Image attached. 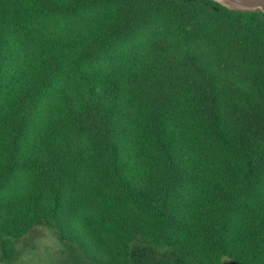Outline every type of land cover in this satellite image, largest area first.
<instances>
[{
    "label": "trees",
    "instance_id": "trees-1",
    "mask_svg": "<svg viewBox=\"0 0 264 264\" xmlns=\"http://www.w3.org/2000/svg\"><path fill=\"white\" fill-rule=\"evenodd\" d=\"M165 3L181 13L169 14L163 45L126 74L89 70L106 44L167 15ZM192 7L250 33L234 57L255 53L264 65L260 11L213 0H0V190L20 171L29 177L15 188L28 197L26 223L0 204L4 262L6 243L42 226L62 245L60 264H107L70 237L72 218L126 237L123 264H264V95L244 96L203 64L199 35L209 31Z\"/></svg>",
    "mask_w": 264,
    "mask_h": 264
},
{
    "label": "rangeland",
    "instance_id": "rangeland-1",
    "mask_svg": "<svg viewBox=\"0 0 264 264\" xmlns=\"http://www.w3.org/2000/svg\"><path fill=\"white\" fill-rule=\"evenodd\" d=\"M171 7L170 3L163 4V10L167 15L152 16L148 23L139 24L134 28L136 31L126 37L130 38L129 40L106 44L104 51L99 52L100 61H94L89 70L98 72L100 76L126 74L136 58L144 56L143 59L145 60L151 48L163 45V42L171 36L172 27L168 16L170 13L178 15L181 13V10H173ZM186 13L194 23H198V28L201 25H206L209 31L207 35L204 33L199 35L204 52L203 64L213 71L224 85L235 88L244 96H251L260 100L264 95V65L255 53L252 55V61L246 60L243 63L238 62L239 59L234 57L236 53L242 55L241 50L236 52L237 46H242L239 41L251 43L253 36L250 33L235 30V28L219 20L211 19L200 8H187ZM260 19L263 21L264 17L260 15ZM221 55L227 59H221ZM230 63L234 65L232 68L228 67ZM238 64H243V66L241 68L235 67ZM28 180V175L24 171H20L14 179L10 180V187L7 190H0V204L7 206L8 210L15 211L16 215L22 214L25 223L28 197L19 194L15 188L22 191L25 189ZM90 219L92 220L90 223L93 225L96 219ZM85 229L99 234V237L109 246V255L97 249L96 242L86 234ZM14 232L16 231L14 230ZM68 232L70 237L81 240L89 253L102 256L107 264L111 262L123 264V243L126 240L123 235L117 234L112 229L89 228L87 223L73 221L72 218L68 225ZM61 248L62 245L51 230L42 226L35 227L23 238L16 240L14 244H5L3 255L6 258L11 257V262L3 261L0 248V264H60V260H62L60 259L62 257ZM209 260L212 261V257H209Z\"/></svg>",
    "mask_w": 264,
    "mask_h": 264
},
{
    "label": "water",
    "instance_id": "water-1",
    "mask_svg": "<svg viewBox=\"0 0 264 264\" xmlns=\"http://www.w3.org/2000/svg\"><path fill=\"white\" fill-rule=\"evenodd\" d=\"M228 9L242 12L260 11L264 13V0H213ZM222 264H242L235 260H227Z\"/></svg>",
    "mask_w": 264,
    "mask_h": 264
}]
</instances>
